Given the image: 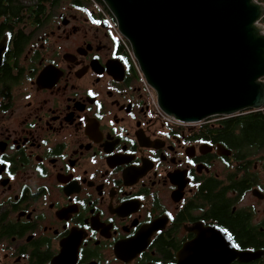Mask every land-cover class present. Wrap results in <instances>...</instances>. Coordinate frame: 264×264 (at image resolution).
Segmentation results:
<instances>
[{
    "label": "flooded vegetation",
    "instance_id": "1",
    "mask_svg": "<svg viewBox=\"0 0 264 264\" xmlns=\"http://www.w3.org/2000/svg\"><path fill=\"white\" fill-rule=\"evenodd\" d=\"M111 21L0 0V264H177L218 231L264 264V127L238 117L264 110L166 120Z\"/></svg>",
    "mask_w": 264,
    "mask_h": 264
},
{
    "label": "water",
    "instance_id": "2",
    "mask_svg": "<svg viewBox=\"0 0 264 264\" xmlns=\"http://www.w3.org/2000/svg\"><path fill=\"white\" fill-rule=\"evenodd\" d=\"M173 120L200 123L264 109V4L257 0H100ZM216 251L177 264L249 261L217 232ZM206 247H209L207 245ZM188 249L185 248V251ZM215 254L216 257H205Z\"/></svg>",
    "mask_w": 264,
    "mask_h": 264
},
{
    "label": "built area",
    "instance_id": "3",
    "mask_svg": "<svg viewBox=\"0 0 264 264\" xmlns=\"http://www.w3.org/2000/svg\"><path fill=\"white\" fill-rule=\"evenodd\" d=\"M110 25H111L112 29L116 32V34L118 35V37L121 39V41L123 42L125 48H126V49L128 50V52L130 53L132 60H134L133 55H132V52H131V49H130V46H129V44L127 43V41H126V40H125V39L119 34V32H118V30H117V26H116V24H115L113 21H111V22H110ZM137 68H138V66H137ZM138 71H139V68H138ZM139 73H140V71H139ZM140 77H141V81H142V84H143L144 88L147 90L148 94H149L150 97H151V100H152V103H153L154 107H155L156 110L161 114V116H162L163 118H165L166 120H168V121H169V120H170V121L172 120V121H174V122H178V121H176V120L171 119L170 117H168L167 115L163 114V113L160 111V109H159L158 106H157L156 95H155L154 91L148 86V84L146 83V81H145V79H144V77L142 76L141 73H140Z\"/></svg>",
    "mask_w": 264,
    "mask_h": 264
},
{
    "label": "trees",
    "instance_id": "4",
    "mask_svg": "<svg viewBox=\"0 0 264 264\" xmlns=\"http://www.w3.org/2000/svg\"><path fill=\"white\" fill-rule=\"evenodd\" d=\"M258 2L260 3H264V0H257ZM239 117V124L241 126H245L246 129H249L250 128H254V127H264V117L261 116L258 120V118H256L255 120H251V117L250 116H244V117H241V116H238ZM233 118H237L236 116L233 117ZM227 123H225L226 125ZM229 125H231V121L229 120L228 122ZM234 124V123H233ZM255 129H253L254 131Z\"/></svg>",
    "mask_w": 264,
    "mask_h": 264
},
{
    "label": "snow or ice",
    "instance_id": "5",
    "mask_svg": "<svg viewBox=\"0 0 264 264\" xmlns=\"http://www.w3.org/2000/svg\"><path fill=\"white\" fill-rule=\"evenodd\" d=\"M188 163H189V164H191V163H192V161H191V160H189V161H188ZM233 247H235V245H233Z\"/></svg>",
    "mask_w": 264,
    "mask_h": 264
},
{
    "label": "rangeland",
    "instance_id": "6",
    "mask_svg": "<svg viewBox=\"0 0 264 264\" xmlns=\"http://www.w3.org/2000/svg\"><path fill=\"white\" fill-rule=\"evenodd\" d=\"M128 43V42H127ZM140 71V70H139ZM139 71H138V73H139ZM141 73V72H140ZM140 73H139V75H140ZM141 78V77H140ZM264 110V109H263ZM211 119V118H210ZM208 120V119H207Z\"/></svg>",
    "mask_w": 264,
    "mask_h": 264
}]
</instances>
